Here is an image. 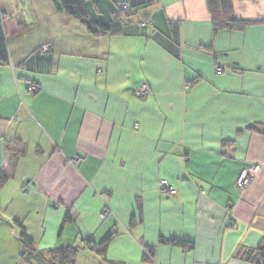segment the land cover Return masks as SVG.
<instances>
[{"label":"crops","instance_id":"obj_1","mask_svg":"<svg viewBox=\"0 0 264 264\" xmlns=\"http://www.w3.org/2000/svg\"><path fill=\"white\" fill-rule=\"evenodd\" d=\"M83 1L108 25L129 0ZM211 1L250 24L214 33L209 0H155L98 35L52 0H0V264H69L57 254L68 248L72 264H256L264 137L249 128L264 125V0ZM17 225L32 241L23 255Z\"/></svg>","mask_w":264,"mask_h":264},{"label":"trees","instance_id":"obj_2","mask_svg":"<svg viewBox=\"0 0 264 264\" xmlns=\"http://www.w3.org/2000/svg\"><path fill=\"white\" fill-rule=\"evenodd\" d=\"M155 0H129L127 3H120L115 6V18L114 21H112L108 25H104L98 22H95L92 17L91 13L89 11V6L86 2L83 0H52L57 12L62 13L68 17H71L77 21H79L82 25L85 26L87 31L92 34H110V33H116L120 30L122 25L125 23L126 19L132 15L134 11H136L139 8L149 6L152 4ZM92 2V0H91ZM127 4L130 9V13L127 16H123L118 11V5ZM209 9L211 11V17H212V27L213 32L217 33L220 30H233V31H240L243 30L246 26H248L249 22H243L238 21L236 19H233L231 15V7L230 4H225L221 10L220 16H218L214 11L213 3L211 0H209ZM218 10V9H217ZM150 20V19H148ZM146 20V21H148ZM146 21L142 22L145 23ZM152 22V21H151ZM141 23V25H142ZM145 27H150L151 25H144ZM50 50V49H49ZM48 50V51H49ZM41 51V50H40ZM46 51V52H48ZM42 52V51H41ZM45 53V52H42ZM9 64V57L7 52V46L5 42V37L3 33V27H2V20H1V13H0V67L5 66ZM31 85V84H30ZM29 85V86H30ZM31 93H37L38 91H29ZM249 130L253 132H257L260 135L264 137V125L260 126H253L250 127ZM6 177L0 172V187L4 185L6 182ZM71 221L70 215L67 214L65 217L64 222L68 223ZM18 226V225H17ZM20 229L19 232V239L21 243L23 244V252H21V255H23L27 250H30L32 247V241L29 239V237L25 234V232L22 230L21 227L18 226ZM111 236H107L101 243L100 247L104 249L106 244L109 242ZM86 245L90 246L91 242L86 241ZM162 244L172 246V247H178L183 250H192L193 244L183 242V241H176V240H167L162 241ZM78 248H68L67 254L65 257H63V250L58 251V259L59 262L63 260L64 258L69 260V264H72L71 259L75 256ZM150 254V253H149ZM151 255V254H150ZM247 260L256 263V264H264V248H258L256 251H250V253L247 254ZM152 256V255H151ZM246 256V255H245ZM58 262V260L56 261ZM57 264V263H56ZM59 264V263H58Z\"/></svg>","mask_w":264,"mask_h":264},{"label":"built area","instance_id":"obj_3","mask_svg":"<svg viewBox=\"0 0 264 264\" xmlns=\"http://www.w3.org/2000/svg\"><path fill=\"white\" fill-rule=\"evenodd\" d=\"M117 7H118V11L123 16L129 15L130 9H129V6L127 4L118 5ZM151 24H152L151 20H148L145 23H142V26L151 25ZM50 48H51V45L49 44V45L42 46L40 48V50L42 52H46ZM216 72L217 73H221L222 72L220 67L216 68ZM39 90H40V87L37 84H31L28 87V91H39ZM147 91L148 90H147L146 87H141V88H139V89L134 91V97L137 98V99H143L146 96V92ZM83 159H84L83 156H76V157L70 159L69 163L71 165L75 166V165L79 164L80 162H82ZM255 175H256V171L253 168L252 169H242L240 171L239 175L237 176L236 181H235L236 188L238 190H245V189L249 188L254 182ZM157 190H158V192L161 195H164V196H167V197H174L177 194V192L174 189V187H172L170 185V183L167 182L166 180L159 181ZM107 216H108L107 211L102 214V218H105ZM226 226L229 227L230 229H235L236 228V225H235L234 221H232V220H228ZM262 243H264V238L262 239ZM144 255H145L146 259H148V260L152 259V256L148 252L145 251Z\"/></svg>","mask_w":264,"mask_h":264},{"label":"rangeland","instance_id":"obj_4","mask_svg":"<svg viewBox=\"0 0 264 264\" xmlns=\"http://www.w3.org/2000/svg\"><path fill=\"white\" fill-rule=\"evenodd\" d=\"M56 263L58 264V262H51V264H56Z\"/></svg>","mask_w":264,"mask_h":264}]
</instances>
